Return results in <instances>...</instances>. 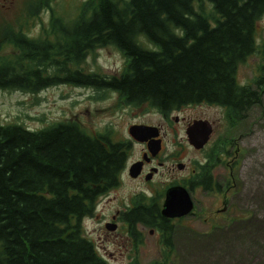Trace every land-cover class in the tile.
I'll return each mask as SVG.
<instances>
[{"label":"trees","instance_id":"obj_1","mask_svg":"<svg viewBox=\"0 0 264 264\" xmlns=\"http://www.w3.org/2000/svg\"><path fill=\"white\" fill-rule=\"evenodd\" d=\"M50 1L28 9L33 18L50 11L42 39L22 29L3 32L0 50L11 47L13 53L0 55V90L37 94L70 84L116 92L121 107L148 105L164 113L214 104L225 109L230 125L262 104L263 79L255 80L256 89L242 86L237 71L258 49L264 0H206L212 13L202 0H85L65 24ZM109 46L124 56L123 70L110 77L85 73L86 58ZM228 144L208 153L201 170L207 183ZM127 152L110 131L91 135L76 121L40 129L0 124V264H108L84 236L81 221L119 180ZM191 184L197 186L198 178ZM162 195L127 215L160 230L167 251L152 264H171L174 249L172 223L160 212Z\"/></svg>","mask_w":264,"mask_h":264},{"label":"rangeland","instance_id":"obj_2","mask_svg":"<svg viewBox=\"0 0 264 264\" xmlns=\"http://www.w3.org/2000/svg\"><path fill=\"white\" fill-rule=\"evenodd\" d=\"M38 1L0 0V39L8 29H22L27 36L42 39L50 11H40L37 18L28 15V9ZM83 1L51 0L49 4L65 24L76 18ZM202 6L205 12L212 13L208 1L202 0ZM255 40L258 49L239 66L237 81L247 86L252 79L262 78V104L255 105L237 125H230L224 108L214 104L199 103L175 111L172 117L179 119L175 125L171 120H163L155 109L148 113L138 107L119 106L115 93L70 84L52 86L37 94L0 90V124L18 123L40 129L71 120L88 134L110 131L112 139L123 141L134 124L161 123L166 132L164 149L156 160L162 166L150 183L154 195L161 193L168 183L187 179L213 145L230 140L229 147L223 146L229 151L228 191L223 187L219 193L197 187L192 190L193 211L172 223L174 249L169 260L171 264H264V14L256 23ZM147 47L151 48L149 44ZM12 53L11 47L0 50L2 56ZM125 63L121 52L109 46L96 49L81 68L85 73L110 77L118 75ZM194 120H207L213 128L210 141L202 150L187 141L186 128ZM141 151L142 147L135 144L129 162L139 157ZM179 163L184 165L183 169L177 168ZM219 163L214 169L218 175L224 173L223 163ZM124 179L123 188L112 192L110 198L98 200L94 214L81 221L84 236L108 264L160 261L167 249L157 231L141 228L142 234L135 239L125 224H119L114 231L105 228L106 223L112 222L110 217L115 209L141 188Z\"/></svg>","mask_w":264,"mask_h":264},{"label":"flooded vegetation","instance_id":"obj_3","mask_svg":"<svg viewBox=\"0 0 264 264\" xmlns=\"http://www.w3.org/2000/svg\"><path fill=\"white\" fill-rule=\"evenodd\" d=\"M48 27H49V25L47 26V28ZM249 86H251L253 89L257 88V84L255 82V79H252ZM112 93L116 94L117 103H118V101H119L118 93H116V92H112ZM184 107H188V106H183L177 110H172L170 113H164V112H159V111H157V112L163 120L168 121V122L171 120V121H173V124L177 125V124H179V119H178V117H172V114L175 111H181L182 109H184ZM139 108L145 109V111L150 113V108L148 107V105L141 106ZM188 124H190V123H188ZM134 125L155 126L158 128L159 134L156 138H150L149 137V138H147V140H145L143 142H139V141L135 140V138L132 137L129 134V132H128V137L124 138L126 140H123V141L127 144V147H128V152H127L128 156H127L125 168L121 172V174L119 176V180L116 182V184L114 186L110 187L109 189H107V191L98 200L102 199L103 197L110 198V194L112 192L123 188L124 187V181H123L124 178L127 181H129L131 184H135L141 188H138L136 191H133L132 194L128 198H126V200H127L126 204H121L117 209H115V211L113 212V214L110 217V220H112L111 223L116 224L117 227L119 224H121V225L125 224L127 232L130 233V235L136 239V237L139 238L140 237L139 235L142 234L141 228H144V227L146 228V226L144 225L143 222H140L137 220H132V218H129L127 215L130 214L138 206H141L144 204L150 205L151 202L155 199L156 195H157V197H159L160 195L163 194L162 195V203H161V206H162L164 198H165L166 190L168 188H170L172 186H176V185L183 186L188 190L191 198H192V195H191L192 190H195L196 187L209 191L208 189H204L205 185L203 184V182H205V184L207 186H209L212 189V191H214V192H217V193L221 192V190H222V189L220 190L221 187L225 188V190L228 191L229 180H228L227 171L229 170V167H230V163L228 160L229 151L227 150L226 147H223V152L219 153V155H217L215 157V159H217V162L215 164H213V167L211 169L210 183H207V181L209 179H207L206 177H203L201 174L202 167L208 166V164H209V158H208V154H207L202 161H198L195 164L196 165L195 169L192 170L191 174L189 175V177L187 179H184V180L178 179L172 183H168L166 185L165 189L161 193H156L154 195V193L150 190V183L152 182L154 176L157 175L159 168L162 166V163L159 161H156V160L159 157L162 150L164 149L163 139H165V132H166L165 127L161 123L157 124L158 126L150 125V123H144V122L137 123ZM153 140H160V150L155 155H152V153L150 151V142ZM119 141H121V140H119ZM209 141H210V139H209ZM223 141L224 140H222L218 143L223 144L225 142V141L224 142ZM228 141H229V144H228V147H229L230 140H228ZM135 144L140 145L142 147V151L139 153V157H137L135 160L129 162V159L131 157V151L134 148ZM203 148H201L199 150H202ZM220 157H222V158H220ZM218 162H220L219 164L223 163L222 167L224 168V170H222L224 173L219 174V175H218V173L216 174V171L214 170L215 166ZM136 163H140V170L135 175L134 172L131 171V168ZM179 164H182V163H179ZM177 168H178V164H177ZM183 168H184V165H183ZM196 177L198 178V184H197V186L194 187L191 184V182H193V180ZM180 219H183V217ZM173 220H175V219H169V221H171V223H173ZM150 229H153V230L157 231L158 233H160V235H162L159 229H157V228H150ZM164 257L165 256H163V259H164Z\"/></svg>","mask_w":264,"mask_h":264},{"label":"water","instance_id":"obj_4","mask_svg":"<svg viewBox=\"0 0 264 264\" xmlns=\"http://www.w3.org/2000/svg\"><path fill=\"white\" fill-rule=\"evenodd\" d=\"M212 133V126L207 120H194L186 128V136L188 143L195 149H201L208 142ZM129 134L139 142L147 140V138H156L158 129L154 126L132 125L129 128ZM160 150V140L150 142V151L152 155L157 154ZM178 168L182 169L183 164H178ZM140 170V163H136L131 171L136 175ZM193 202L186 190L182 186H172L167 189L165 199L163 201L161 214L165 218L174 219L187 216L192 212ZM106 229L114 231L116 225L106 224Z\"/></svg>","mask_w":264,"mask_h":264},{"label":"bare ground","instance_id":"obj_5","mask_svg":"<svg viewBox=\"0 0 264 264\" xmlns=\"http://www.w3.org/2000/svg\"><path fill=\"white\" fill-rule=\"evenodd\" d=\"M258 93V92H257Z\"/></svg>","mask_w":264,"mask_h":264}]
</instances>
